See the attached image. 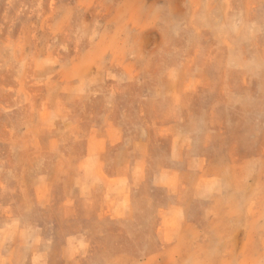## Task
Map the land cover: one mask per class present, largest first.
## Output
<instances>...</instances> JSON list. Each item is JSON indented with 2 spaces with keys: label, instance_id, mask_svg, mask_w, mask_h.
<instances>
[{
  "label": "rangeland",
  "instance_id": "1",
  "mask_svg": "<svg viewBox=\"0 0 264 264\" xmlns=\"http://www.w3.org/2000/svg\"><path fill=\"white\" fill-rule=\"evenodd\" d=\"M0 257L264 264V0H0Z\"/></svg>",
  "mask_w": 264,
  "mask_h": 264
},
{
  "label": "clouds",
  "instance_id": "2",
  "mask_svg": "<svg viewBox=\"0 0 264 264\" xmlns=\"http://www.w3.org/2000/svg\"><path fill=\"white\" fill-rule=\"evenodd\" d=\"M233 30H236L238 28V21H234L232 24Z\"/></svg>",
  "mask_w": 264,
  "mask_h": 264
},
{
  "label": "crops",
  "instance_id": "3",
  "mask_svg": "<svg viewBox=\"0 0 264 264\" xmlns=\"http://www.w3.org/2000/svg\"><path fill=\"white\" fill-rule=\"evenodd\" d=\"M0 264H8V263L5 262V261L0 257Z\"/></svg>",
  "mask_w": 264,
  "mask_h": 264
}]
</instances>
